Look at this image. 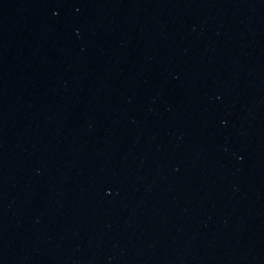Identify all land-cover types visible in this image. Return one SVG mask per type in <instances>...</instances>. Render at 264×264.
Instances as JSON below:
<instances>
[{
  "label": "water",
  "instance_id": "water-1",
  "mask_svg": "<svg viewBox=\"0 0 264 264\" xmlns=\"http://www.w3.org/2000/svg\"><path fill=\"white\" fill-rule=\"evenodd\" d=\"M0 264H264V0H0Z\"/></svg>",
  "mask_w": 264,
  "mask_h": 264
}]
</instances>
